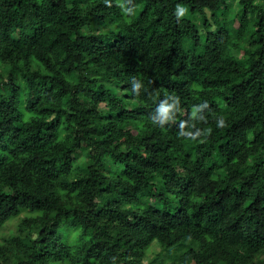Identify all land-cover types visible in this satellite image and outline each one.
<instances>
[{
	"label": "trees",
	"instance_id": "obj_1",
	"mask_svg": "<svg viewBox=\"0 0 264 264\" xmlns=\"http://www.w3.org/2000/svg\"><path fill=\"white\" fill-rule=\"evenodd\" d=\"M0 264H264V0H0Z\"/></svg>",
	"mask_w": 264,
	"mask_h": 264
},
{
	"label": "rangeland",
	"instance_id": "obj_2",
	"mask_svg": "<svg viewBox=\"0 0 264 264\" xmlns=\"http://www.w3.org/2000/svg\"><path fill=\"white\" fill-rule=\"evenodd\" d=\"M8 226H10V227H11V226H12V224H9ZM156 250L158 251V248H157Z\"/></svg>",
	"mask_w": 264,
	"mask_h": 264
}]
</instances>
